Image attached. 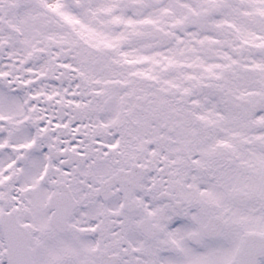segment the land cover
<instances>
[{
    "label": "snow or ice",
    "instance_id": "1",
    "mask_svg": "<svg viewBox=\"0 0 264 264\" xmlns=\"http://www.w3.org/2000/svg\"><path fill=\"white\" fill-rule=\"evenodd\" d=\"M0 264H264V0H0Z\"/></svg>",
    "mask_w": 264,
    "mask_h": 264
}]
</instances>
